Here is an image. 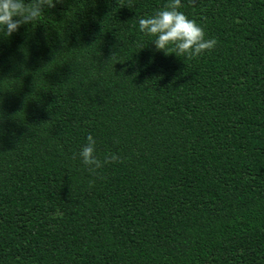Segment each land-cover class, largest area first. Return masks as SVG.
I'll use <instances>...</instances> for the list:
<instances>
[{
	"label": "trees",
	"instance_id": "trees-1",
	"mask_svg": "<svg viewBox=\"0 0 264 264\" xmlns=\"http://www.w3.org/2000/svg\"><path fill=\"white\" fill-rule=\"evenodd\" d=\"M49 2L0 35V264H264V0H180L195 58L167 0Z\"/></svg>",
	"mask_w": 264,
	"mask_h": 264
},
{
	"label": "clouds",
	"instance_id": "clouds-1",
	"mask_svg": "<svg viewBox=\"0 0 264 264\" xmlns=\"http://www.w3.org/2000/svg\"><path fill=\"white\" fill-rule=\"evenodd\" d=\"M51 6L49 0H0V35L11 36L21 25H31ZM180 8V0H167L161 8L137 19L138 31L149 38L156 50L166 53L171 49L177 57L195 58L211 50L216 40L205 38L203 28ZM74 155L93 172L110 159H116L109 155H105L103 161L98 159L97 141L91 134Z\"/></svg>",
	"mask_w": 264,
	"mask_h": 264
}]
</instances>
